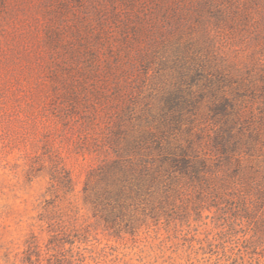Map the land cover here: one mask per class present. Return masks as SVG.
I'll list each match as a JSON object with an SVG mask.
<instances>
[{
	"label": "rangeland",
	"instance_id": "rangeland-1",
	"mask_svg": "<svg viewBox=\"0 0 264 264\" xmlns=\"http://www.w3.org/2000/svg\"><path fill=\"white\" fill-rule=\"evenodd\" d=\"M0 264H264V0H0Z\"/></svg>",
	"mask_w": 264,
	"mask_h": 264
}]
</instances>
